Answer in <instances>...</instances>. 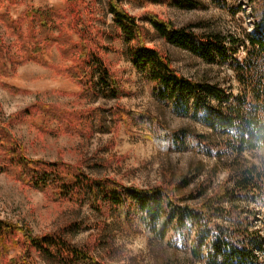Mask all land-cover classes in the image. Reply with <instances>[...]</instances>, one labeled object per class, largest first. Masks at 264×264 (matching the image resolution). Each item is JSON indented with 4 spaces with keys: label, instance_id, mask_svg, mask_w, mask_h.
I'll list each match as a JSON object with an SVG mask.
<instances>
[{
    "label": "trees",
    "instance_id": "obj_1",
    "mask_svg": "<svg viewBox=\"0 0 264 264\" xmlns=\"http://www.w3.org/2000/svg\"><path fill=\"white\" fill-rule=\"evenodd\" d=\"M123 1L108 0L116 29L112 37L123 42L128 60L145 81L153 84V96L160 104L171 105L177 115L197 118L210 131L196 134L181 128L170 134L162 129L154 141L167 149L170 139L178 145L186 137L192 138L228 173L226 181L207 194L205 182L187 190L191 184L187 177L174 186L149 188L125 185L110 177L95 178L78 164L29 158L2 126L0 172L12 174L23 184L61 201L80 205L88 202L99 210L107 206L126 221L136 217L154 239L164 240L171 229L179 234L191 227V254L204 264H264V235L252 225L256 213L242 207L259 204L264 209V167L250 164L243 155L264 143V0L254 10L252 28L243 38L217 31L198 32L191 25L176 27L153 13L144 16L166 42L188 49L206 62L226 63L235 73L239 85L236 93L231 87L181 75L169 56L145 43V28L126 11ZM156 1L201 5L195 0ZM69 3L73 16L64 20L62 11L53 6H35L32 0H0V21L15 36L14 44L0 36V77L14 74L18 65L28 61L46 64L45 53L56 44L65 59L73 58V64L61 72L89 85L94 93L101 87L114 97L120 96L119 86L101 55L97 34L84 19L89 3ZM14 7L24 8L18 19L11 17ZM55 29L60 31L59 36L53 34ZM68 30L77 35V40ZM239 46L244 49L242 59L236 56ZM45 111L62 125L69 117L61 110L52 112L51 107ZM132 116L140 124L161 129L158 119L149 114ZM32 250L62 264L95 261L88 245L78 247L62 232L35 235L26 225L0 219V264H37ZM14 251L18 254L12 257Z\"/></svg>",
    "mask_w": 264,
    "mask_h": 264
},
{
    "label": "rangeland",
    "instance_id": "obj_2",
    "mask_svg": "<svg viewBox=\"0 0 264 264\" xmlns=\"http://www.w3.org/2000/svg\"><path fill=\"white\" fill-rule=\"evenodd\" d=\"M85 1L89 8L84 11V19L97 34L101 55L119 86L120 96L114 97L101 87L94 93L89 85L61 72L63 67L73 64V58L65 59L55 44L45 53L46 64L28 61L18 65L14 74L0 77V126L8 129L10 137L21 144L29 158L78 164L95 178L110 177L125 185L149 188L174 186L187 177L191 179L187 190L203 182L208 184L207 194L218 190L228 173L196 141L186 137L174 145L170 139L167 149L154 141L162 129L170 134L181 128H189L196 134L210 131L197 118L177 115L171 105H162L154 98L153 84L136 72L124 53L123 42L112 37L116 29L108 0ZM195 1L201 5L192 7L156 0H124L122 5L145 28V43L169 56L173 68L181 75L231 87L236 93L239 85L226 63L206 62L188 49L166 42L144 21V16L153 13L176 27L191 25L198 32L217 31L243 38L244 32L252 28L253 12L261 0ZM32 4L53 6L62 11L64 20L73 16L69 0H32ZM23 9L12 8L11 17L18 19ZM23 29L26 31V23ZM54 32L60 35L59 30ZM70 34L77 40V35ZM0 36L8 44H14L15 36L1 21ZM244 55L243 47L239 46L236 56L242 59ZM50 107L52 112L68 113L65 125L49 117L45 110ZM143 113L157 118L161 129L133 119L132 114ZM242 207L256 213L252 225L264 235L262 206ZM0 219L26 225L35 235L62 232L74 245H88L95 261L77 264H120L125 258L124 245L141 235L147 239V251L128 257L127 264H204L191 254L194 239L191 227L179 234L171 229L164 240L154 239L136 217L126 221L107 206L99 210L88 202L80 205L52 198L6 172H0ZM17 254L14 251L10 255ZM31 255L37 264H62L35 250Z\"/></svg>",
    "mask_w": 264,
    "mask_h": 264
},
{
    "label": "clouds",
    "instance_id": "obj_3",
    "mask_svg": "<svg viewBox=\"0 0 264 264\" xmlns=\"http://www.w3.org/2000/svg\"><path fill=\"white\" fill-rule=\"evenodd\" d=\"M244 158L249 161L250 164L257 167H264V143L257 144L253 149L246 151ZM124 259L120 261V264H127V258L133 256H139L142 252L147 251V239L144 236H137L130 242L124 245Z\"/></svg>",
    "mask_w": 264,
    "mask_h": 264
}]
</instances>
